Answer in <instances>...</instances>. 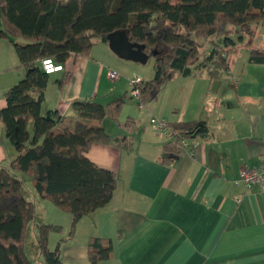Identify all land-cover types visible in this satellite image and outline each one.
I'll list each match as a JSON object with an SVG mask.
<instances>
[{
  "label": "crops",
  "instance_id": "0c3cea01",
  "mask_svg": "<svg viewBox=\"0 0 264 264\" xmlns=\"http://www.w3.org/2000/svg\"><path fill=\"white\" fill-rule=\"evenodd\" d=\"M260 25L257 45L248 48L234 71L228 67L216 77L173 73L155 100L138 107L128 99L121 113L128 105L132 115L121 121L120 113L116 123L123 130L108 128L111 134L126 135L131 147L93 143L86 153L96 166L117 174L119 182L109 204L82 218L74 235L68 234L69 214L31 195L37 225L61 228L50 235L48 248L54 250L61 241L62 264H90L86 246L92 237L112 243L111 259L98 264H264V184L247 192L232 185L239 169L264 161V61L248 59L252 48L264 52V23ZM255 28L244 36H252ZM17 65L13 46L0 38V108L5 92L24 75ZM63 66L48 76L42 111L68 115L73 100L108 102L128 91L132 77L152 76V70H137L136 64L113 56L103 42L88 56L70 54ZM115 69L124 74L112 80L108 72ZM131 102L137 110L129 108ZM150 117L167 123L203 121L207 131L186 139L171 163L164 164L161 145L167 136L150 126ZM6 140L0 126L3 166L15 156Z\"/></svg>",
  "mask_w": 264,
  "mask_h": 264
},
{
  "label": "trees",
  "instance_id": "16d2710c",
  "mask_svg": "<svg viewBox=\"0 0 264 264\" xmlns=\"http://www.w3.org/2000/svg\"><path fill=\"white\" fill-rule=\"evenodd\" d=\"M261 23L264 0H0V38L11 43L17 68L24 69L0 108V126L15 154L7 166L0 165V264H34L25 241L35 204L24 196L22 175L30 178L40 199L72 217V236L82 218L109 204L119 182L117 174L86 157L91 144L131 147L126 135L109 133L102 123L106 117L119 123L131 98L128 91L106 103L73 100L68 115L57 109L42 111L49 74L38 60L63 64L70 54L88 56L97 43L107 44L108 33L122 30L129 42L143 44L148 58L153 57L152 76L136 84L135 103L143 105L155 100L173 73L216 77L226 71L229 63L222 54L234 45L235 29L241 39ZM218 36L220 42L214 40ZM203 42H208L205 48ZM248 59L264 61V52L252 48ZM167 126L161 145L164 164L180 152L181 140L207 131L205 122L196 120ZM34 230L43 264H62L61 241L54 250L48 248L49 235L61 228L39 224ZM86 248L90 264L112 257L109 238H89Z\"/></svg>",
  "mask_w": 264,
  "mask_h": 264
},
{
  "label": "rangeland",
  "instance_id": "374dc122",
  "mask_svg": "<svg viewBox=\"0 0 264 264\" xmlns=\"http://www.w3.org/2000/svg\"><path fill=\"white\" fill-rule=\"evenodd\" d=\"M259 28H262L261 25H260V27L256 26V28H255L256 31H254V33H253V34L256 33L255 36H253V34H252V36H244L243 35V37H241V39L237 38V34L238 33H237V30L235 29L234 33L232 34V38H234V40H235L234 41V45L232 47H230L228 49V51H227L230 69L235 68L238 64L240 65L241 62H243V60L246 58V54H247V51H248L249 47H253V46H255V44L257 45V42H256L257 38L260 37L261 34H263L262 33V29L260 31ZM260 32H261V34H260ZM220 39L221 38L219 36L214 38V40L216 42H220ZM261 43H260V45H261ZM207 44H208V42H203L204 48H205V46ZM107 47H108V45H107ZM112 54H113V56H117L113 52H112ZM117 58H119V57L117 56ZM235 59H237V63H236ZM120 60H123V62H128V65L136 64L137 70H142L143 72H145L146 70L147 71L148 70H152V63H153V57L152 56L147 58V61L144 64L134 63V62H131V61H128V60H125V59H121V58H120ZM114 71H116L117 73L121 74V77L124 74V72H121L120 70H117V69H115ZM233 71H234V69H233ZM139 72L140 71H138V73ZM131 101H132V99H131ZM106 102L107 101H103V103H106ZM131 104H132V106H129V108L132 109V111L137 110L135 103L131 102ZM128 113H129L128 112V105H126L124 111H122V113H121L120 120L124 121L128 115H132V114H128ZM102 123H103V125H105L106 129H109V130H107V131H109V133L112 131V129L108 128L110 125L113 126L114 128H119V130H123L116 123H114L112 120L108 119L107 117L103 119ZM142 123L143 122L140 121L139 124L141 125ZM6 141H7V144H8L9 143L8 140H6ZM22 177L24 179V196H25L26 199H28V197H29V200L31 201V195L35 194V191H34V189L32 187V184H31V180L26 175H22ZM36 221H38V219L35 218L34 222L30 223L29 227L27 229V234H26L27 236H26V241H25V252H26V255H27V257H28V259L30 260L31 263L43 264L42 259L39 256V252H38L37 244H36V236H35V230H34L35 225H37ZM51 234H53V233H51ZM50 235H49V237H50ZM57 240H56V242H57Z\"/></svg>",
  "mask_w": 264,
  "mask_h": 264
},
{
  "label": "built area",
  "instance_id": "2783aa9c",
  "mask_svg": "<svg viewBox=\"0 0 264 264\" xmlns=\"http://www.w3.org/2000/svg\"><path fill=\"white\" fill-rule=\"evenodd\" d=\"M225 58H227L228 63V53L222 54ZM38 66L40 69L47 73L51 74L54 72L62 71L64 66L62 63L55 62L52 58H41L38 60ZM108 76L112 80H116L118 78V73L114 70H110L108 72ZM141 79L139 77H132L128 80V96L132 99H137L138 97V89L136 84ZM138 107H141V104H138ZM150 126L160 135L167 136L168 126L164 119L150 117L149 118ZM186 140H181L180 144L183 148ZM264 184V161L256 168H241L238 170L237 177L232 181V185L236 187H241L244 192L250 190L253 186H262Z\"/></svg>",
  "mask_w": 264,
  "mask_h": 264
},
{
  "label": "water",
  "instance_id": "95a60500",
  "mask_svg": "<svg viewBox=\"0 0 264 264\" xmlns=\"http://www.w3.org/2000/svg\"><path fill=\"white\" fill-rule=\"evenodd\" d=\"M107 45L109 49L119 58L144 64L147 61L148 54L143 51V44L132 43L124 31L115 30L106 35ZM151 54L152 51H151Z\"/></svg>",
  "mask_w": 264,
  "mask_h": 264
}]
</instances>
